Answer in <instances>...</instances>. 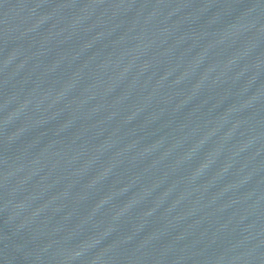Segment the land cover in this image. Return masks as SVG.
<instances>
[{"label": "water", "instance_id": "95a60500", "mask_svg": "<svg viewBox=\"0 0 264 264\" xmlns=\"http://www.w3.org/2000/svg\"><path fill=\"white\" fill-rule=\"evenodd\" d=\"M0 264H264V0H0Z\"/></svg>", "mask_w": 264, "mask_h": 264}]
</instances>
